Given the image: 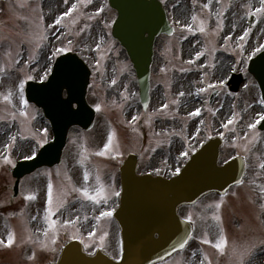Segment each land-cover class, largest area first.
Returning <instances> with one entry per match:
<instances>
[{
  "label": "rangeland",
  "instance_id": "obj_1",
  "mask_svg": "<svg viewBox=\"0 0 264 264\" xmlns=\"http://www.w3.org/2000/svg\"><path fill=\"white\" fill-rule=\"evenodd\" d=\"M162 1L174 32L157 39L151 100L143 109L133 65L112 36L117 12L108 0H0V151L7 136L10 153L19 158L50 139V133L41 128L39 108L24 95V85L28 79L45 77L51 70L53 54L60 49L76 51L92 68L88 99L97 115L91 129L71 132L68 148L93 157L103 153L108 158L132 150L142 156L141 168L174 174L200 139L222 136L226 150L221 161L238 153L231 149L237 147L243 155L250 153V169L243 183L234 185L226 196L206 197L221 201L219 206L207 207L208 217L201 213V232L210 231L219 238L225 231H234L238 239L255 240L261 232L256 215L259 207H263L264 221V131L258 128L264 102L248 64L264 49V11H260L264 0ZM228 14L233 18L231 26ZM250 14L256 15L252 26ZM60 17L63 19L57 24ZM191 37L196 38L198 49L193 51L190 44L186 51V41ZM219 55L226 56V61L218 72L222 66ZM233 71L244 74L238 92L230 91L227 85ZM214 89L219 92L210 103ZM190 97L196 100L197 108L183 107V101ZM225 106L229 111L223 113ZM110 140L117 150L110 145L106 148ZM252 143L255 147L250 151ZM58 186L54 180V189ZM43 192L45 207L51 189L48 186ZM6 222L0 215V264H20L25 261L19 249L26 225L23 217L10 216L5 232L1 227ZM3 234H11V246L10 236ZM111 236L106 248L119 258L120 238ZM263 242L264 238L259 243ZM47 255L34 256L24 264L44 262Z\"/></svg>",
  "mask_w": 264,
  "mask_h": 264
},
{
  "label": "water",
  "instance_id": "obj_2",
  "mask_svg": "<svg viewBox=\"0 0 264 264\" xmlns=\"http://www.w3.org/2000/svg\"><path fill=\"white\" fill-rule=\"evenodd\" d=\"M110 4L118 10L113 35L124 45L134 64L141 100L146 106L150 99L156 37L161 32L171 33L173 28L160 0H110ZM254 19L252 15L250 22ZM249 70L259 80L264 97V51L252 60ZM89 77L90 70L83 60L68 53L58 58L47 82L28 83V98L46 106L56 132L54 142L42 150L36 164L58 160L60 148L73 124L85 128L92 125L95 112L86 100ZM242 80V74H235L231 89L237 91ZM64 89L68 90L67 98L62 96ZM213 98L214 95L211 100ZM75 102L78 104L76 109L73 108ZM260 128L264 129V119ZM221 142V139L211 140L192 156L180 174L172 178L137 174V159L131 156L122 167L124 207L117 214L123 228L124 252L121 259L115 260L104 253L88 255L80 243L73 241L64 248L56 264H152L182 248L190 238L191 225L179 217L177 207L194 202L211 190L225 192L244 174L245 163L241 157L219 164ZM52 150L54 156L47 158V153ZM23 166L21 163L17 171Z\"/></svg>",
  "mask_w": 264,
  "mask_h": 264
},
{
  "label": "flooded vegetation",
  "instance_id": "obj_3",
  "mask_svg": "<svg viewBox=\"0 0 264 264\" xmlns=\"http://www.w3.org/2000/svg\"><path fill=\"white\" fill-rule=\"evenodd\" d=\"M95 154L98 156L71 149L64 153L60 164L46 170L41 167L25 173L20 179L17 192L14 189L17 179L13 174L15 159L13 156L0 155V215L7 221L1 230L8 231L10 216L23 217L26 227L24 243L19 249L22 260L29 262L34 256L47 254L55 260L63 245L75 238L82 241L90 253L99 248L108 252L106 243L114 234L120 238L117 250L121 251V229L113 215L118 206L119 195L116 193H120L118 174L121 164L113 156L108 158L102 156L103 153ZM54 180L59 183L58 189H54ZM48 186L51 189L48 195L51 203L43 207V189ZM85 192L95 199H89ZM29 196L32 199H28ZM203 203L206 205L201 206L200 199L179 207L182 218L193 223L194 232L187 247L173 254L166 264H242L240 254L245 252L247 254L243 256V264H263L264 242L259 243L264 238L263 233L259 232L255 240H245L238 239L234 231L224 232L219 238L210 232H201V213H206L207 207L219 206L213 201ZM10 235L3 234L2 237ZM225 240L226 247L220 250V254H211L209 263L207 254L218 250L215 245ZM49 241L51 244L47 246ZM49 260L51 258L46 262L44 260L32 264H46Z\"/></svg>",
  "mask_w": 264,
  "mask_h": 264
},
{
  "label": "bare ground",
  "instance_id": "obj_4",
  "mask_svg": "<svg viewBox=\"0 0 264 264\" xmlns=\"http://www.w3.org/2000/svg\"><path fill=\"white\" fill-rule=\"evenodd\" d=\"M232 20H233V18L231 17V14L230 15L228 14V16H227L228 25L231 26ZM227 34H229V33H227ZM227 34H225V35H227ZM190 44L193 45V47H192L193 51L198 49L196 47L199 46V44L197 43V40L195 37H191V39L186 41V44H185V50L186 51L189 50V48L191 46ZM194 44H196V45H194ZM217 59L220 62V64L222 65L220 68H218V72H219L224 67L223 63H225V61H226V56L219 55ZM183 76H186V75H183ZM195 101L196 100L194 98L190 97L188 100L183 101V103H182L183 107L188 108V109H195V108H197V103ZM228 111H229V107L225 106L223 113L228 112Z\"/></svg>",
  "mask_w": 264,
  "mask_h": 264
},
{
  "label": "snow or ice",
  "instance_id": "obj_5",
  "mask_svg": "<svg viewBox=\"0 0 264 264\" xmlns=\"http://www.w3.org/2000/svg\"><path fill=\"white\" fill-rule=\"evenodd\" d=\"M72 11H75V7H73ZM260 11H264V9H260ZM71 13H66V15H70ZM63 19V17H60L59 19H57L56 23L59 24L60 21ZM203 30V29H202ZM59 51H63L62 49H60ZM181 95H183V93H181ZM26 103V102H25ZM166 107V106H165ZM197 115L199 114V110H197ZM262 119H264V117H261ZM229 123H232V121H229ZM250 127H255V125H250ZM261 168H264V164L261 165ZM85 195L88 196L89 199H95V197L93 196H90L87 192H85ZM116 195H119V193H116ZM28 199H32L31 196L27 197ZM49 203H51V201H49ZM104 215H111V213H104ZM13 242V237L10 236L9 237V241H8V246H11ZM2 243V242H0ZM205 243H209V241H205ZM226 244H227V241L225 240L224 242L222 243H218L215 245V247L218 249V250H223L225 247H226ZM247 253H241V258H242V264H243V256L246 255Z\"/></svg>",
  "mask_w": 264,
  "mask_h": 264
}]
</instances>
